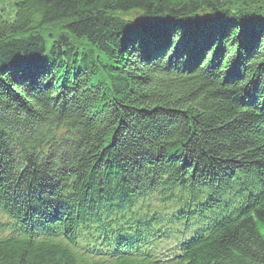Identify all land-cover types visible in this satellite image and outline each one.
<instances>
[{
  "label": "trees",
  "instance_id": "obj_1",
  "mask_svg": "<svg viewBox=\"0 0 264 264\" xmlns=\"http://www.w3.org/2000/svg\"><path fill=\"white\" fill-rule=\"evenodd\" d=\"M258 224L264 0L0 7V264H264Z\"/></svg>",
  "mask_w": 264,
  "mask_h": 264
},
{
  "label": "rangeland",
  "instance_id": "obj_2",
  "mask_svg": "<svg viewBox=\"0 0 264 264\" xmlns=\"http://www.w3.org/2000/svg\"><path fill=\"white\" fill-rule=\"evenodd\" d=\"M7 1L9 0H1L0 2V7L4 6L5 8H7ZM3 2V3H2ZM258 228H259V232L262 235V237L264 238V227H262V225L258 224ZM179 238H174V239H170L167 241H164L160 246L157 247V251H161L164 249V252H166L169 248H171L173 246V244L176 243V241H178Z\"/></svg>",
  "mask_w": 264,
  "mask_h": 264
}]
</instances>
